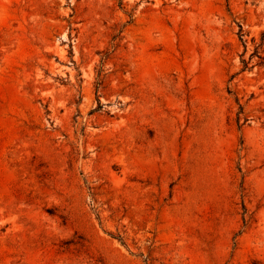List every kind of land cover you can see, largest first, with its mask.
Returning <instances> with one entry per match:
<instances>
[{"label": "rangeland", "instance_id": "obj_1", "mask_svg": "<svg viewBox=\"0 0 264 264\" xmlns=\"http://www.w3.org/2000/svg\"><path fill=\"white\" fill-rule=\"evenodd\" d=\"M0 264H264V0H0Z\"/></svg>", "mask_w": 264, "mask_h": 264}]
</instances>
